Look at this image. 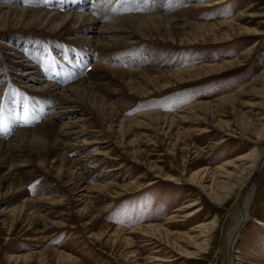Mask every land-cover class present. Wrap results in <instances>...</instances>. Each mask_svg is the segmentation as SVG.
Segmentation results:
<instances>
[{"label": "rangeland", "instance_id": "obj_1", "mask_svg": "<svg viewBox=\"0 0 264 264\" xmlns=\"http://www.w3.org/2000/svg\"><path fill=\"white\" fill-rule=\"evenodd\" d=\"M129 1H135L136 6L141 1L156 4V0H90V7L97 18L108 16L106 23L116 22L127 14L139 18L145 14H175L180 23H172L173 28L177 27L174 32L153 30L147 34L149 41L144 38L126 48L105 51L101 56L108 61L105 62L108 66L125 70L180 72L188 68L205 70L207 66H221L226 62L239 63L235 68L209 76H204V71L199 70L202 73L194 81L183 85L172 81L176 86L162 92L155 91L153 85L127 88L123 81L108 74L97 89L99 96L87 95L89 99L86 97L82 108L89 117L88 126L100 131L104 140V145H96L94 151L109 146L116 147V153L104 161L96 159L91 162L96 167L87 177V183L98 186L114 183L117 187L99 194V200L94 203L99 213L86 214L79 211L83 206L77 208L74 193L69 192L74 187L72 182L58 180L48 169L32 167V180L28 184L27 181L22 183L26 188L24 194L15 195L14 199L18 202L9 203L11 196L1 189L0 212L6 211V208L21 207L26 197L34 200L53 197L57 198V203L42 211L44 221L34 220L28 224L22 220L20 212L6 219L5 225L2 222L4 219H0V264L75 263L67 258L77 264H264V165L247 178L254 188V196L248 220L238 231L232 249L229 234L234 227V214L245 187L239 185L223 202H218L209 195L210 191L187 181L192 174L202 175L207 170L202 184L209 187L213 184V173L227 162L234 163L227 167L230 171L246 170L244 173L247 174L256 156L264 151V135L261 136L264 129V0H178L179 5L175 6L174 12L133 10L130 13L129 9H125V13L120 10L113 16L109 15ZM173 1L166 0V4L171 5ZM0 5L18 7L7 0H0ZM35 8L50 9L47 5ZM58 11L62 14L69 12L66 8ZM235 18L239 23L234 29L219 25ZM194 24H209L216 29L207 32ZM90 26L87 32L94 31ZM249 30L256 32L249 35ZM222 35L232 37L224 41ZM52 37L49 33L30 34L29 29L18 28L17 25L8 26L5 30L0 27V93L3 92L0 98V127L2 130L9 129L4 136L7 142L17 129L35 131L41 127L46 120L39 116L37 109H48L52 99L49 94H38L19 84L13 59L7 55L12 43L25 41L22 47L26 44V51L18 49V55H25L35 47L38 54L33 52L32 61L41 74L46 72L47 80L43 78L49 83L61 79L64 86L73 84L80 80L75 79L74 74L84 71L81 65L93 61L92 54L83 44L69 41L63 35ZM32 64L26 61L23 68ZM83 74L81 78L91 82L99 80L104 73L90 66ZM45 82L40 83L44 85ZM162 84L159 83V86ZM132 89L135 94L130 95ZM113 92L122 94H110ZM146 92L153 94L140 98V94ZM226 96L235 97L217 103ZM102 100L124 107L120 115L122 119L132 120L149 112L162 116L142 119L140 126L127 123L122 133L118 132V128L108 131L105 129L110 118L102 121V117H98V111L105 107ZM199 103L215 105L208 108V112L207 109L197 108L190 114L179 113ZM18 107L24 110L23 117H20ZM11 110H15L16 114H10ZM175 114L184 118L173 122L164 118ZM42 146L26 148L24 159H34L35 152L43 150ZM71 156V159L81 157L77 152ZM2 157L0 154V172L8 165V159ZM15 161L17 163L20 159ZM152 180L155 182L151 183ZM219 181L233 183L225 179ZM193 203V207H188ZM36 207L38 211L43 210L40 204ZM211 223L214 226L201 249L190 237L199 236L200 226ZM162 224H167L166 228L171 233L169 236L128 234L136 228ZM116 229L124 231L119 235ZM196 240L199 244L203 242V239ZM155 256L173 261L156 262ZM189 256L191 258L187 259Z\"/></svg>", "mask_w": 264, "mask_h": 264}, {"label": "bare ground", "instance_id": "obj_2", "mask_svg": "<svg viewBox=\"0 0 264 264\" xmlns=\"http://www.w3.org/2000/svg\"><path fill=\"white\" fill-rule=\"evenodd\" d=\"M7 1L12 5L15 6L18 5V7L0 5V27L2 29L5 30L8 26L17 25L18 28L29 29L30 34L33 32L39 34L49 33L50 36H53L52 38H58L61 37V35H63L66 36L67 40L69 41L83 44L84 47H86L89 50V52L92 54L91 56L93 57V58L91 57L93 60L91 64L93 65L84 62L81 65L84 68V71L83 72L79 71L78 73L74 74L75 79H80V80L76 81L73 84H68L64 86V82H62L63 80L61 79L57 80L55 83L45 82L43 77H45V79L47 80L46 72H43V74H41L40 73L41 70H38L37 65H35V63L32 61L33 52H36L35 47L33 45L32 46L34 48L31 49L30 52L25 53L26 56L23 54L18 55V51H17L18 49L26 51V47H27L25 46L26 44L24 45V47H22V44L25 41L19 40L20 42L18 43L14 42V44L16 43L15 45L12 43V45L8 47L7 50L9 51V53L7 55L9 58L13 59L12 62L14 65V71H16L15 73L20 79L19 84L29 88L31 91L38 92V94L39 92H41L47 95L49 94L52 97L49 105L50 107H48V109L46 110L42 109L41 111L40 109H37L39 111L38 112L39 116L42 119L46 120L41 127L37 128V130L34 131L27 129L25 130L17 129V132L15 133L13 132L14 134L12 135V139L10 140V142H7V139H4V136L8 134L7 130L9 129L7 128V130H2L3 128L0 127V154L6 160L8 159L7 161L8 165L6 166V169L0 172V191L2 189L5 191V194L11 196L9 203L12 204L18 202L17 199H14L17 193L18 196L22 195L20 193L24 194L23 191L26 188L22 186V183L24 184V181H27L28 184V182L32 180L31 179L32 176H30L31 168L35 166L42 170L48 169L49 173L54 175L55 178H57L62 182L64 180H68V182L70 181L73 183L74 187L70 189L69 192H71V194L74 193L73 199L75 200L76 207L80 208L83 206V208H81L79 211H85L86 214L88 212L91 215H96L97 213L100 212V211L98 212L94 208V203L97 202V200H99L100 198L99 194L103 191H110L113 188H116L117 185H115L114 183H107L104 186L103 185L98 186L97 184L90 185V183L89 184L87 183V177L90 175V172H92L93 169L96 167L95 164L91 165V162L93 161L95 162L96 159L97 161H104L105 159H109L110 155L112 156L113 153H116L115 152L116 147L109 148V146H105V149H101L99 151L96 149L97 151H94L95 146L98 144L102 145L104 140L100 136L101 135L100 131L94 130L95 127L92 128L88 126L89 117L84 113V110L82 108V103L85 101L87 95L91 96L93 94H97L99 96V94L97 93L98 91L97 89H99L102 86L101 81L106 80L108 74H110L114 79L123 81V83H125L127 88L140 87L143 84L147 87L149 85H153L154 86L153 89L155 91L157 90V92H162L166 89H170L171 87L176 86L175 83H172V81L181 83V85H183L184 83H188L190 81H194L195 77L198 78V76H200L202 73V72H198L199 70L204 71V76L207 75L209 76L212 74L225 72L230 68H235L239 63L238 61L226 62L221 66L217 64L207 66L208 69L205 68V70L203 68H194V69L188 68L180 72L165 71L159 69L129 70L127 68L128 70H125V69H120L118 67L116 68L115 66L114 67L108 66L107 64H105V62L108 61H106L105 58L101 56L104 54L105 51L119 49L120 47L126 48L127 46H131L132 44L138 43L140 39L144 40V38L147 41H149V39L147 38V34L151 33L153 30L157 32L159 31L161 32L162 30L174 32L173 30L175 29L176 26H174L173 28L172 23H176V25L177 23H180V21L177 20L176 15L174 14V15L163 16L162 14H156L155 16H152L149 14H145L143 17L139 18L132 14L131 15L127 14V16L125 15V17L120 18L116 22L106 23L105 21L108 16L105 17L102 16L99 18L94 16L95 11L92 7H90L91 6L90 0H83L84 3L83 2L81 3L82 0L80 1L79 0L77 1L76 0H71V1L69 0H7ZM185 1L188 2V0H184V2ZM142 2L143 1H141L140 4H137L138 6H136L135 1H129L127 4L123 5V7L121 6L117 7L114 5V7H117L118 9L116 8L114 9V11L112 10V12L111 10L110 11L107 10V12H111L109 13V15L111 16L115 15L116 12L118 13V11L120 10L122 11V13L123 11L125 13L126 12L125 9L126 10L129 9L128 11H130V13L131 11L133 12V10L135 11L144 10V12L146 11V13H152L154 11L161 12L166 10H172L174 12L176 10V7L179 5L178 0H174L173 2H171V5L166 4V0H159V1L156 0L154 2L156 4H151L150 1H146L143 3ZM19 5H23L25 8H22V6L19 7ZM38 5H45V6L47 5L48 7H50V9L47 10L43 8L42 10L40 8H35L38 7ZM61 8H66V10H68L69 12H67L66 14H62L58 11V9ZM98 23H101V25H99ZM238 23H239L238 18H235L231 21L221 22L219 25L229 26L232 29H234L236 28V25H238ZM89 25H92L90 27H92L94 31L91 30L92 32H87L89 29L88 28ZM188 25L189 24H187V26ZM194 26L196 28L200 27L201 29L205 28L207 32H213L214 31L213 29H216L210 26L209 24L206 25L194 24ZM207 32H205L204 35H206ZM255 32L256 31L254 30L252 31L249 30L248 34L251 35L252 33ZM222 36L224 41L229 40L232 37V35H222ZM173 45H175L174 42ZM96 51L99 52L97 53ZM26 61L32 62L33 64L32 66H28V68L24 69L23 67ZM90 66L92 68L94 67V69H96L97 71L104 73L102 74L103 77H101L99 80L91 81V82L82 79L81 77H84L83 73H85L87 68ZM40 82H45V84L42 85ZM161 82L164 84L159 86V83ZM107 85H109V82L107 83ZM2 93L3 92L0 93V98L2 96ZM12 94H14L13 91ZM110 94L118 95L122 93L113 92ZM131 94H135L133 89L130 92V95ZM152 94L153 93L151 92L142 93L140 94V98L151 96ZM234 97L235 96L223 97L220 100H218L217 103L229 101L231 99H234ZM102 101L105 107H103L102 110L98 111V117H102L101 118L102 121L110 118L109 125H107L105 129L108 131H111L114 128H118V132L122 133L123 131L126 130L127 123L140 126V124H142V119L150 118L153 116H158V117L162 116L158 113L149 112V113L140 114L137 117L133 118L132 120L122 119L120 115L124 107H119V106L117 107L115 105H111L108 103L107 100H105V102L104 100ZM213 105L215 104L199 103L193 107L184 108L183 110H180L179 113L190 114L191 112H195L197 108L207 109L206 111L208 112L209 111L208 108L212 107ZM17 109H19V107ZM19 110H21L20 117L21 116L23 117L24 110L23 109H19ZM14 111L11 110L10 114L12 115L16 114L14 113ZM181 114H175L174 116H165V117L163 116V117L173 122V120L175 119L179 120L184 118V116L182 117ZM221 129L223 130L224 127H221ZM263 135H264V129L262 130L261 136ZM50 142H52V144H50ZM39 145L41 146L43 145L42 146L43 150L35 152L34 159L29 160L27 159V157L26 159H24L23 153L26 148L30 147L32 149ZM70 152L71 155L77 152V154L81 155V157L79 159H71L72 156L70 155ZM124 153L125 152H123V154ZM16 159H20V161L16 163L15 161ZM13 161L14 163L12 164ZM230 164H234V163L227 162L226 164L218 168L219 170H216L213 173L214 174L212 175L213 184L209 187L204 186L202 184V182L204 181V176L208 174L207 170H205L206 173L203 172L202 175L192 174L189 180L187 181L190 182L191 184H197L204 191H210L209 195L217 199L218 202L219 201L223 202L229 195H231L236 190V188H238L239 185H243L245 187V193L243 194L241 201L238 204L237 211L234 214V220H233L234 227L232 228L229 234L230 236L229 245L230 248L232 249L238 231L243 226V224H245L248 220L249 207L254 196V188L251 184L248 183L247 178L251 176L253 173H256L264 165V151L260 156H256L255 162L251 166V168L249 169V173L247 174L244 173L246 170H243L241 172L230 171L227 168L229 167ZM233 166L234 165H232L231 167ZM21 168L23 169V172L22 171L20 172ZM159 176H161V174ZM155 178L157 177L155 176ZM220 179H225L233 183H226L225 181H219ZM170 180L172 181V179ZM154 182L155 180H152L151 183ZM56 199L52 197V198H38L34 200L26 197V199H24L21 202V207L6 208L7 209L6 211L3 210L2 212H0V219L1 218L4 219L2 222L4 223L3 225H5L6 219H8L9 217H13L14 214L20 212V214L22 215L21 217L22 220L28 224L31 223L32 221L34 222V220L44 221L45 218L41 216L42 211L48 210L51 207H53L57 203ZM39 204L42 206L43 209L41 211H38L36 207ZM194 205L195 203L190 204L188 207H193ZM5 216L8 217L5 218ZM166 226L167 224L149 225L142 228H136L134 229V231H132V233L128 232V234L129 235L130 234L132 235L134 233H135L134 235L149 234L152 236L166 234L169 236V234L171 233L166 228ZM213 226L214 223H211L210 225L200 226L199 236L195 238L190 237V239L193 242L197 243V246H199V248L203 249L204 248L203 246L206 245L205 238L208 237V233L210 230H212ZM116 230L119 232V235L121 232L124 231L122 229H116ZM196 238L203 239L202 244H199ZM186 258L190 259L191 257L189 256ZM68 259L72 262H75L76 264L78 263L73 259L67 258V260ZM154 261L156 262L160 261L166 263V262H171L173 260L161 259L159 256L157 257L155 256Z\"/></svg>", "mask_w": 264, "mask_h": 264}]
</instances>
